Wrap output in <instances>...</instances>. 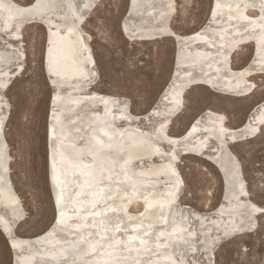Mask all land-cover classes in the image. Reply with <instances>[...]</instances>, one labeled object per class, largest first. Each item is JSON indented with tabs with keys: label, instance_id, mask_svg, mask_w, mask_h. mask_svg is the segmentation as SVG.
Here are the masks:
<instances>
[{
	"label": "bare ground",
	"instance_id": "obj_1",
	"mask_svg": "<svg viewBox=\"0 0 264 264\" xmlns=\"http://www.w3.org/2000/svg\"><path fill=\"white\" fill-rule=\"evenodd\" d=\"M100 2L62 0L46 14L42 0H0V229L11 264H210L222 241L255 233L264 214V206L248 199L241 163L226 145L260 134L264 99L237 127L211 109L181 135L170 127L193 86L233 98L255 92L253 79L264 75V0H211L203 25L187 34L170 25L175 0H128L120 22L128 42L174 41L169 82L142 114L97 89L96 60L82 26ZM34 24L46 35L42 67L51 92L44 133L55 222L18 236L14 226L26 213L10 178L3 134L10 111L3 94L22 69L23 32ZM247 46L251 58L234 68L233 56ZM181 154L213 162L221 173L215 208L198 211L181 202Z\"/></svg>",
	"mask_w": 264,
	"mask_h": 264
},
{
	"label": "rangeland",
	"instance_id": "obj_2",
	"mask_svg": "<svg viewBox=\"0 0 264 264\" xmlns=\"http://www.w3.org/2000/svg\"><path fill=\"white\" fill-rule=\"evenodd\" d=\"M15 1L30 3L32 0ZM127 3L128 0H101L82 29L96 60L97 89L126 99L132 113L142 114L169 82L174 41L165 37L152 42H128L120 30ZM210 4L211 0H175L171 27L182 34L200 28ZM45 39L40 25L26 27L21 41L25 55L22 69L3 94L10 111L3 129L11 158L10 178L26 213L23 221L14 226L18 236L40 233L49 226L54 215L46 171V115L51 89L42 67ZM252 52L251 47H243L233 56L232 66H245ZM253 80L255 92L247 97L222 96L204 85L189 88L184 95L183 111L173 120L170 133L183 134L192 119L208 109L225 115L229 127L241 125L251 108L264 99V75ZM231 143L229 139L226 141L241 163L248 199L264 206V128L254 139L240 138ZM213 164L181 154L177 162L184 185L181 202L198 211L207 205L213 209L220 203L222 176ZM240 177L238 171L235 181ZM237 197L240 199L242 195ZM210 259V264H264V214L259 216L255 233L222 241L219 248L211 252ZM11 261L12 252L0 233V264H11Z\"/></svg>",
	"mask_w": 264,
	"mask_h": 264
},
{
	"label": "water",
	"instance_id": "obj_3",
	"mask_svg": "<svg viewBox=\"0 0 264 264\" xmlns=\"http://www.w3.org/2000/svg\"><path fill=\"white\" fill-rule=\"evenodd\" d=\"M61 2H62V0H42V4H43V8H44L45 13L46 14H52L54 11H56L58 9L59 5L62 4ZM128 10H129V8H128ZM127 14H128V12H127ZM43 70L45 72L46 79L49 81V74L47 73V71L45 69V64L43 65ZM49 86H51L50 82H49ZM47 142H48V138H47ZM220 176H222L221 173H220ZM222 184H223V187H224L223 178H222ZM52 221L54 223L55 222V218L52 219ZM0 232H1L2 236L7 238L6 233L3 230H1Z\"/></svg>",
	"mask_w": 264,
	"mask_h": 264
}]
</instances>
